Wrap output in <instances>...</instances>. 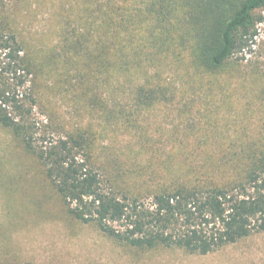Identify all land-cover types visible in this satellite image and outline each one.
<instances>
[{"label":"trees","instance_id":"trees-1","mask_svg":"<svg viewBox=\"0 0 264 264\" xmlns=\"http://www.w3.org/2000/svg\"><path fill=\"white\" fill-rule=\"evenodd\" d=\"M90 1L93 43L88 49L86 16V31L70 44L83 59L77 76L84 85L90 77L82 95L111 127L125 130L129 152L111 150L86 125H65L44 109L38 77L46 66L1 11L0 126L70 216L121 244L204 255L263 232L264 128L258 139H229L228 156L219 147L228 136L202 128L197 117L205 108L192 105L188 93L196 82L198 90L218 85L217 76L235 67V54L253 43L263 21L264 0ZM169 63L181 68L180 84L162 73ZM167 107L176 113L169 133L135 132L144 114ZM35 108L45 121L35 120Z\"/></svg>","mask_w":264,"mask_h":264},{"label":"rangeland","instance_id":"rangeland-1","mask_svg":"<svg viewBox=\"0 0 264 264\" xmlns=\"http://www.w3.org/2000/svg\"><path fill=\"white\" fill-rule=\"evenodd\" d=\"M0 11L9 16L11 30L19 36L24 48L46 66V72L38 77L44 109L52 108L65 125H86L97 133L98 143L103 142L111 146V150L123 149L128 153L131 147L126 146L125 130L111 127L106 114L88 104L82 92H90L91 79L89 77L84 85L76 72L77 68L83 69V59L70 44L75 39V32L81 35L86 31L85 19L88 16L89 39L86 45L88 49L91 47L97 17L94 2L0 0ZM261 13L263 21L257 26L253 43L235 54V67L217 76L218 85L198 90L199 83L196 82L194 90L188 93V99L193 100L192 105L205 108L197 117L202 128H221V134L228 136V140L219 141L225 142L219 147L227 153L229 139L235 136H242L245 140L248 137L258 139L263 133L264 9ZM50 55L53 58L46 61ZM160 68L171 81L181 83L176 80L182 74L181 68L172 63L160 65ZM102 89L105 91L106 87ZM34 113L35 120L41 122L40 110L35 108ZM175 115L169 107L144 114L135 132L146 131L149 137L154 138L161 133H169ZM155 145L162 152L167 150L171 141H166L163 149L162 144ZM212 147L218 148V145ZM199 156L206 157L204 152ZM19 262L264 264V231L253 232L204 255L179 248L140 250L121 244L95 225L82 223L70 216L41 170L17 148L9 132L0 126V264Z\"/></svg>","mask_w":264,"mask_h":264}]
</instances>
